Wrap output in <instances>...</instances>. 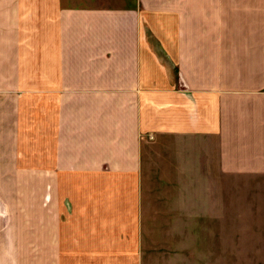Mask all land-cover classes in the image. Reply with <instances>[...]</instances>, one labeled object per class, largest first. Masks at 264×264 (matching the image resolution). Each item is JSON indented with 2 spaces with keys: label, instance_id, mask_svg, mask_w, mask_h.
I'll use <instances>...</instances> for the list:
<instances>
[{
  "label": "crops",
  "instance_id": "crops-1",
  "mask_svg": "<svg viewBox=\"0 0 264 264\" xmlns=\"http://www.w3.org/2000/svg\"><path fill=\"white\" fill-rule=\"evenodd\" d=\"M195 126L222 170L264 171V0H0V264H143L148 135Z\"/></svg>",
  "mask_w": 264,
  "mask_h": 264
},
{
  "label": "rangeland",
  "instance_id": "rangeland-1",
  "mask_svg": "<svg viewBox=\"0 0 264 264\" xmlns=\"http://www.w3.org/2000/svg\"><path fill=\"white\" fill-rule=\"evenodd\" d=\"M37 126L30 127L37 132L29 144L33 149L41 145V119ZM193 131L189 135L162 134L155 142L154 134L148 135L145 180L139 187L145 212L137 244L142 245L143 264H264V171L222 170L218 137L199 133L197 126ZM11 189L16 187H8L3 195L6 257L14 252L8 236L10 222L22 227L26 224L21 215L26 201L13 193L11 198ZM79 194L77 191V197ZM16 207H21L20 211ZM72 253L69 247L65 251L47 250L42 261L35 256L32 263L22 250L17 260L19 264H69L75 261Z\"/></svg>",
  "mask_w": 264,
  "mask_h": 264
}]
</instances>
